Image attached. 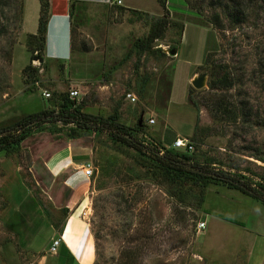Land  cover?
Instances as JSON below:
<instances>
[{
    "label": "rangeland",
    "instance_id": "obj_1",
    "mask_svg": "<svg viewBox=\"0 0 264 264\" xmlns=\"http://www.w3.org/2000/svg\"><path fill=\"white\" fill-rule=\"evenodd\" d=\"M46 1L45 13L41 0H0V128L52 109L76 89L78 95L70 99L83 112L107 118L116 111L117 122L143 145L168 148L178 134L191 140V154L199 163L264 184V0H189L199 9L198 17L184 0H167L171 21L183 22L187 29L174 58L167 53L178 39L174 25L152 43L166 57L134 47L150 29L134 10L162 16L156 0H135L134 8L123 0H68L69 38L63 18L53 17L48 25ZM42 12L46 31L32 39L36 15ZM216 14L224 27L216 29L219 47L213 60L230 71L233 81L217 93L229 101L230 110L246 104V119L240 113L212 118L206 106L203 45L215 51L216 44L211 29L196 30L193 22L211 26ZM237 18L243 21L235 23ZM35 47L40 51L32 54ZM28 64L37 70L25 74ZM194 71L196 77L206 76L201 88L191 84ZM43 90L50 93L48 98ZM57 127L63 136L58 141L70 140L64 137L70 126ZM71 140L87 146L93 166L89 189L76 206L88 226L85 264H246L252 251L250 264L262 259L264 264L262 202L220 185L206 187L200 200V188L189 182L174 188L157 177L150 154L113 140L106 131ZM8 156L9 162L0 166V264H84L62 243L56 253L47 251L50 222L60 227L65 217L36 183L29 151L22 148ZM200 222H205L204 229L197 228Z\"/></svg>",
    "mask_w": 264,
    "mask_h": 264
},
{
    "label": "trees",
    "instance_id": "obj_2",
    "mask_svg": "<svg viewBox=\"0 0 264 264\" xmlns=\"http://www.w3.org/2000/svg\"><path fill=\"white\" fill-rule=\"evenodd\" d=\"M157 1L162 7V16L134 10L137 14H139L140 18H144L150 23V29L147 36L143 39L137 40L134 43V47L139 49L142 53L145 52L153 55L156 54L159 57H166V53L159 47L153 48L152 43L163 36L168 26L174 25L178 28V39L175 41L171 49L177 50V45L181 41L184 24L183 22L177 23L176 21H171L169 11L166 8L167 0ZM184 1L195 16L198 17L201 15L199 13V9L194 4L190 3L189 0ZM41 3V9L43 8V12H45L48 9V2L46 0H41ZM43 12L38 17L39 19L36 33L30 36L32 39H36L38 34L45 33L46 31L48 20L44 17ZM69 16L70 15L68 14V18ZM242 21L243 19L237 18L234 22L239 23ZM195 22L206 25V23L198 20ZM210 23L215 29L222 30L224 27L221 18H219L217 14ZM34 51H40V48L35 47V49L32 50V54ZM217 52L218 50L208 53L204 63L200 66V69L205 71L208 75L207 86L209 92L205 97L207 109L212 118H218L221 114H226L230 117V115L236 116L240 113V116H243L246 119L248 117L246 104L240 102L241 104H239L238 107L230 110L229 101L225 99L224 95L217 93V90L231 87L233 84L230 71L225 70L223 65L216 64L213 60ZM38 56L41 55L38 53ZM29 70L36 71L37 69H33L29 64L23 68V72L25 74ZM191 90L192 88L190 87L188 91L189 99H191ZM192 103L193 105H196V103ZM58 123L63 126H70L67 128V133H64V137L67 139L89 136L96 131H106L113 140L128 145L138 153L150 154L158 171L157 177H160L168 184H174V188H179L182 184L187 182L197 186L200 188L198 194L200 200H202L203 190L206 187L210 185H220L229 189L238 190L264 204L263 183L253 184L246 180V178L242 175L231 173L230 171L219 170L205 163H199L194 159L191 153H187L185 151L176 150L171 147H161V149L157 146L152 148L147 147L137 139L133 138V135L129 132L130 128L117 122L116 111L113 115L107 118L91 115L83 112L81 107L76 105L75 101L70 99L67 95L61 96L53 104L52 109H44L28 114L20 118L15 123L0 128V152L7 155L13 153L14 150H20L21 141L37 132L49 133L52 136L53 141L61 140L63 139V136H59L62 131H60L61 129L57 127ZM45 124L50 125L49 127H44ZM137 126H140L139 122L137 123ZM54 135H58V137H53ZM64 216H66V211H64ZM217 217L227 222L236 224V222L226 217ZM61 232L62 228L58 230L59 234Z\"/></svg>",
    "mask_w": 264,
    "mask_h": 264
},
{
    "label": "crops",
    "instance_id": "obj_3",
    "mask_svg": "<svg viewBox=\"0 0 264 264\" xmlns=\"http://www.w3.org/2000/svg\"><path fill=\"white\" fill-rule=\"evenodd\" d=\"M67 1L68 0H65L62 3V1L55 2L54 0H49L50 16L48 25L53 17L63 18V20L61 19V24H66L67 38H69V19L68 21L65 20L68 17ZM93 2H103V0H96ZM122 2L127 8H134L136 3L135 0H123ZM24 16L23 26L25 27L27 19L25 14ZM36 19L38 25V13ZM193 23L198 28L196 30H212L216 44L215 51H217L219 47V37L216 29L210 25H202L197 22ZM186 30V28L183 29L181 41L185 38L184 32H186ZM29 33L34 34L35 32ZM203 46L204 53L208 54L215 52L212 50L214 48L207 47V43ZM174 57L175 55L172 58ZM195 77L196 71L192 72L189 78L190 81ZM176 136L179 135L177 134ZM22 148L28 150L31 155L32 163L30 169L36 179V183L43 185L45 197L48 202L55 210L62 213L63 218L65 217V222H63L60 227L55 222L48 223L52 231V236L50 237L51 241L58 235L61 241L60 243L65 246L69 254L76 259L78 258L85 264L89 260V248L87 245L88 226L82 219L80 208L77 209L76 206L84 199L89 189L90 179H87L82 174L81 168L82 165L89 162L88 158L90 156V151L88 152L87 146L73 144L71 139L68 141H53L51 135L47 132H37L26 137L20 143V150ZM9 159L10 156H8V154L6 155L0 152V166H5L6 162H9ZM64 211H66V216H64ZM77 211H79V213ZM73 213H77V216H75V214L72 215ZM60 228H62V232L59 234L58 230ZM252 258L253 251L247 254L246 264H250ZM260 261V264H262L263 259Z\"/></svg>",
    "mask_w": 264,
    "mask_h": 264
},
{
    "label": "built area",
    "instance_id": "obj_4",
    "mask_svg": "<svg viewBox=\"0 0 264 264\" xmlns=\"http://www.w3.org/2000/svg\"><path fill=\"white\" fill-rule=\"evenodd\" d=\"M112 2L120 4L121 0H112ZM42 94L45 98H48L50 96V93L46 90H43ZM69 94H70V98H75L78 95V91L76 89H72V90H70ZM127 97L131 101H135V99H136V96L133 93H128ZM147 121H148V123H154L153 118H149V119H147ZM171 148H174L176 150L185 151L187 153H191L194 150V147H193L191 140L188 139L187 137H183L180 135L176 136L175 139L172 141ZM81 171H82V174L87 179H90V177L93 175L92 164L90 162L85 163L84 165H82ZM197 228L199 230L204 229L205 228V222L198 223ZM60 242H61L60 238L52 239L51 244H50L47 251H49L50 253H56L60 247V244H61Z\"/></svg>",
    "mask_w": 264,
    "mask_h": 264
},
{
    "label": "water",
    "instance_id": "obj_5",
    "mask_svg": "<svg viewBox=\"0 0 264 264\" xmlns=\"http://www.w3.org/2000/svg\"><path fill=\"white\" fill-rule=\"evenodd\" d=\"M167 53L168 55L170 56H174L176 55L177 51L176 49H168L167 50ZM34 59H37V57L34 56ZM39 61L41 62L42 61V58H39ZM205 78L206 76L204 74L198 76V77H195L192 81H191V84L193 85V87L195 88H201L205 85ZM142 120H143V117L142 115L140 116V119H139V124H142Z\"/></svg>",
    "mask_w": 264,
    "mask_h": 264
}]
</instances>
